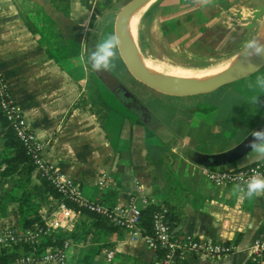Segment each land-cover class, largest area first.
<instances>
[{"label": "crops", "instance_id": "0c3cea01", "mask_svg": "<svg viewBox=\"0 0 264 264\" xmlns=\"http://www.w3.org/2000/svg\"><path fill=\"white\" fill-rule=\"evenodd\" d=\"M128 1L0 0V68L10 90L31 127L45 141L47 158L75 179L83 196L108 204H125L133 196L143 203L145 197L149 200L143 203L145 207L168 201L179 220L172 230L175 237L207 236L237 244L232 252L218 256L188 252L178 264H252L248 253L253 239L264 229V196L248 199L237 185H216L206 176L204 166L189 159L186 151L225 150L264 121V90L248 87L257 75L205 92V96L193 94L196 99L188 103L171 104L164 113L167 116L160 114L167 117L171 127L158 120L160 127L156 129L132 112L136 122L129 128L130 134L121 137L114 133L112 124L98 116L85 84L74 83L73 70L67 64L70 44L56 53V47L86 42L89 55L106 35L116 34L118 13ZM238 2L246 0H152L143 12L146 18L150 16L149 34L146 26L144 39L158 38L161 46L186 53H223L237 43H232L227 22L229 10ZM34 3L53 20L45 28L46 33L52 29L57 31L55 36L59 35L51 44L47 41L50 33L45 37L35 22L38 18L27 11V5ZM256 97L258 103L254 102ZM147 125L157 134L165 129L177 136L182 149L174 162L165 157L163 148L159 153L151 149ZM5 131L0 123V142ZM143 136V149L137 150L135 138ZM259 159L262 157L251 150L219 166L239 167ZM104 176L106 184L100 185ZM34 178L40 211L44 221L51 222L56 208L66 202L51 194L39 177ZM84 216L77 211L69 217L67 230ZM8 227L23 228L14 204L0 216V230ZM108 240L110 244L100 250L93 264L102 263L109 247L115 248L111 264H157V251L144 238L133 239L126 230L117 229ZM71 243L69 264H81L77 257L85 244ZM13 264L29 263L21 260Z\"/></svg>", "mask_w": 264, "mask_h": 264}, {"label": "built area", "instance_id": "2783aa9c", "mask_svg": "<svg viewBox=\"0 0 264 264\" xmlns=\"http://www.w3.org/2000/svg\"><path fill=\"white\" fill-rule=\"evenodd\" d=\"M0 107L16 135L33 157L37 173L50 181L64 197H68L85 208L108 217L121 229L126 230L131 238H144L148 245L157 251L158 264H178L179 260L188 252L218 256L232 252L237 247V244L232 240H215L207 236L175 237L167 217L168 208L165 205L153 212L152 231L150 232L143 223L144 204L149 202L145 197L143 198L144 204L134 196L125 204H108L98 199L83 196L75 179L47 158L45 141L31 127L14 94L11 92L1 68ZM204 172L216 185L233 184L243 188L245 186L244 181L254 173L264 175V158L239 167L204 166ZM99 184H106L105 176L99 180ZM76 213L77 210L68 207L66 203L60 204L56 208L52 221L45 222L44 226L36 225L24 229L8 227L0 230V245H7L20 239L38 243L47 231L67 230V220ZM71 244V240L66 239L60 246L47 248L37 256L25 253L16 261L22 260L29 264L37 261H45L48 264H69V247ZM114 256L115 248H107L101 264H111ZM248 258L252 264H264V229L253 239Z\"/></svg>", "mask_w": 264, "mask_h": 264}, {"label": "rangeland", "instance_id": "374dc122", "mask_svg": "<svg viewBox=\"0 0 264 264\" xmlns=\"http://www.w3.org/2000/svg\"><path fill=\"white\" fill-rule=\"evenodd\" d=\"M247 6L250 7L247 8ZM143 12L137 23L136 35L133 34L132 28L130 29L131 37L137 52L142 54L146 59L148 58L158 63V65L162 66V68L169 65H182L192 68H206L213 67L214 65L217 66L227 58H231L232 60H234L237 56H239V54L241 53L242 45L247 40L252 39L260 28V25L264 18V0H246V2H238L237 5H235L231 10H229L230 17L228 18L227 24L230 25V29L232 30V43H237L231 49L223 53L215 54H192L176 50L171 47L161 46L159 43V39L152 38L151 36L145 40L143 34L145 32L144 30L146 26L147 33L149 31L148 20L150 16L147 15L146 18L145 16H143ZM53 31L54 34L57 33L56 30ZM41 36L44 37L43 35ZM57 36L59 35L57 34ZM53 37L55 38V35ZM146 41L147 43H145ZM69 44L70 48L68 47L69 49L66 51L71 52V58L68 59L67 64L73 70L72 74L74 77L73 80L75 81L74 83L82 86L85 84L88 98L89 100H91L93 108L98 113V116L100 118L104 119L107 124H112V126H114V133L119 132L121 134V137H125L124 135H129V128L132 127L133 124H135L136 116H134L132 111L128 107H126L117 98L115 93H113V91L100 80V78L96 75L95 71L92 70L90 65L87 64L88 52L86 42L85 44H81L78 42L67 43L65 47L59 48L61 50L57 49L56 47V53H62L64 49H67L66 47ZM80 55H82V60L85 64H80ZM116 63L117 68L113 71V73L122 81H124L125 84L136 94V96L151 109L152 113L156 116L159 121L163 123L165 122L169 126L171 125V122L167 120V117H165L167 115L164 114L167 111L166 108L169 107L171 104H175L176 102L188 103L196 99V96H176L150 87L149 85H146L145 83L134 77V75L126 66V63L123 59H118ZM253 75H264V67ZM228 87H230V84L228 85ZM201 95L205 96L207 94L204 93ZM234 102H237V99H235ZM160 114L165 115V119L163 118V115L161 118ZM141 125H143V123ZM153 126L156 128L157 123H155ZM146 131L147 137H150L147 138V141L153 145V148L151 149L159 153L160 149L163 148V152L164 154H166L165 157H169V160L174 162L175 158L177 157V154L179 156L182 149L181 145L178 144L179 141H177V136L173 132L169 130L167 131L165 129H163L161 133H158V135L157 133H155L156 131L154 132L152 129H150V127H148V125ZM158 137H161V140L158 139ZM143 138L144 136L135 138V148L137 150L141 148L143 149ZM162 139L164 140V142L162 141ZM73 257L75 256H72V258ZM73 260H75V258H73ZM71 262L72 260L70 259V263Z\"/></svg>", "mask_w": 264, "mask_h": 264}, {"label": "trees", "instance_id": "16d2710c", "mask_svg": "<svg viewBox=\"0 0 264 264\" xmlns=\"http://www.w3.org/2000/svg\"><path fill=\"white\" fill-rule=\"evenodd\" d=\"M27 11L29 14L32 13L35 19L38 18L35 22L39 23L41 26L40 31L45 37L50 33V38L47 37V41L49 40L48 42L51 44L53 42L52 37L55 34L52 29L46 33L45 28L53 20L47 16L40 4L27 5ZM0 123L6 127V131L3 137H1L2 141L0 142V216L6 215L14 204L20 215L22 229L35 227L36 225H45L40 211L41 202L37 198L36 188L38 185L34 178L35 175L44 182L51 194L64 199L68 205L75 208L81 214H85L83 218L77 220L73 229L47 231L42 235L38 243H31L20 239L7 245H0V264H11L25 253L37 256L47 248H55L62 245L66 239H70L75 243L85 244L77 257V262L81 264H93L92 262L100 250L110 244L108 235L121 228L108 217L89 210L68 197H64L50 181L36 172L33 157L16 135L9 120L3 114L1 107ZM105 198L104 200H107ZM100 201L104 202L103 200ZM165 204L168 208L167 217L169 223L174 229L179 223L176 209L168 201ZM161 206L150 204L143 208V223L150 232L152 231V214L155 210L161 208Z\"/></svg>", "mask_w": 264, "mask_h": 264}, {"label": "water", "instance_id": "95a60500", "mask_svg": "<svg viewBox=\"0 0 264 264\" xmlns=\"http://www.w3.org/2000/svg\"><path fill=\"white\" fill-rule=\"evenodd\" d=\"M146 1L147 0H129L120 9L116 20V34L120 36L122 41V59L125 61L126 66L134 77L146 85L173 95L200 94L213 91L223 85L251 76L264 67V56L254 57L252 63L255 64V68L251 67L246 60L244 65L237 70L230 67L218 74L198 80H192L183 76H174L166 72L154 71L146 68L141 64L138 58L137 50L131 37L129 23L131 14ZM263 26L264 18L259 30L253 38L259 36ZM96 73L113 91V93L118 95L123 103L142 121L150 125H154L159 122L156 116L152 113L151 109L144 102H142L124 82L119 81L115 83L107 79L103 75V72L96 71ZM159 127L160 125L156 126V129H159ZM257 130H264V121L254 127L236 144L225 150L206 152L192 149L190 151H186V154L189 159L202 166H219L231 163L245 156L252 150L250 147L253 139L252 132Z\"/></svg>", "mask_w": 264, "mask_h": 264}, {"label": "clouds", "instance_id": "9594fccd", "mask_svg": "<svg viewBox=\"0 0 264 264\" xmlns=\"http://www.w3.org/2000/svg\"><path fill=\"white\" fill-rule=\"evenodd\" d=\"M121 47L120 36L108 34L89 53L87 64L97 72H113L117 68V60L122 59ZM241 54L246 58L248 64L255 68V64L252 63L253 58L264 56V38L254 37L247 40L242 45ZM248 87L264 90V75L257 76L254 82H249ZM254 102L258 103V97L255 98ZM252 137L250 144L252 151L264 158V130L252 132ZM244 185L243 188L237 187L244 192L246 198L253 199L264 196V175L254 173L244 181Z\"/></svg>", "mask_w": 264, "mask_h": 264}, {"label": "bare ground", "instance_id": "6f19581e", "mask_svg": "<svg viewBox=\"0 0 264 264\" xmlns=\"http://www.w3.org/2000/svg\"><path fill=\"white\" fill-rule=\"evenodd\" d=\"M152 0H147L143 4H141L130 16L129 23H130V29L132 28L133 34L136 35L137 32V23L139 21V18L142 14V12L146 9L148 4ZM156 6V5H155ZM158 6V4H157ZM154 9V8H153ZM156 9V8H155ZM148 10V9H147ZM152 10V9H151ZM157 19V18H156ZM157 21V20H156ZM158 22V21H157ZM156 25V24H155ZM144 29V28H143ZM158 29V28H157ZM155 30V29H154ZM145 31V30H144ZM157 33V31H155ZM159 37V36H158ZM259 38H264V26L261 30V33L258 36ZM157 40V39H156ZM141 41V40H140ZM154 43V42H153ZM157 46V45H156ZM141 48V47H140ZM165 49V48H164ZM162 52V51H161ZM152 54V53H151ZM156 54V52H155ZM166 54V53H165ZM138 58L143 66L150 70L154 71H162L166 72L169 74H172L174 76H183L190 78L192 80H198L201 78H205L208 76H212L215 74L220 73L222 70L226 68H234V69H239L241 68L245 61L246 58L240 53L239 56H237L234 60L231 58H227L226 60L222 61L221 64L213 67H206V68H192V67H187V66H182V65H169L165 66L162 68V66H159L158 63L146 59L142 54L137 52ZM225 59V58H224ZM220 61V60H219ZM178 62V61H177ZM185 62V61H184Z\"/></svg>", "mask_w": 264, "mask_h": 264}, {"label": "flooded vegetation", "instance_id": "af4514ba", "mask_svg": "<svg viewBox=\"0 0 264 264\" xmlns=\"http://www.w3.org/2000/svg\"><path fill=\"white\" fill-rule=\"evenodd\" d=\"M103 75L109 79L110 81L112 82H119V81H122L120 78H118L115 74H113L112 72H103ZM124 82V81H122ZM125 83V82H124ZM116 95V94H115ZM117 98L123 103V101L118 97V95H116ZM124 104V103H123ZM125 105V104H124ZM126 106V105H125ZM127 107V106H126Z\"/></svg>", "mask_w": 264, "mask_h": 264}]
</instances>
